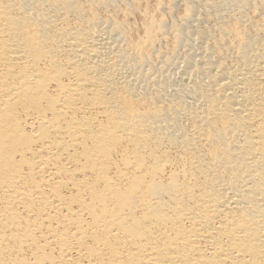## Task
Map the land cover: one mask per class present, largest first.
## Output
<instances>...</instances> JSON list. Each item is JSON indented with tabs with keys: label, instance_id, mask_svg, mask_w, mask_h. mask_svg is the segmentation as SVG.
<instances>
[{
	"label": "bare ground",
	"instance_id": "bare-ground-1",
	"mask_svg": "<svg viewBox=\"0 0 264 264\" xmlns=\"http://www.w3.org/2000/svg\"><path fill=\"white\" fill-rule=\"evenodd\" d=\"M116 2L0 0V264H264V19L176 84L146 68L166 22Z\"/></svg>",
	"mask_w": 264,
	"mask_h": 264
},
{
	"label": "rangeland",
	"instance_id": "rangeland-1",
	"mask_svg": "<svg viewBox=\"0 0 264 264\" xmlns=\"http://www.w3.org/2000/svg\"><path fill=\"white\" fill-rule=\"evenodd\" d=\"M140 1H141V4H140ZM140 1L138 3L139 6L136 5L135 6L136 8L134 7L132 9L133 11L130 10L131 15L130 14L124 15L123 11L126 8L128 9V5H126V3L121 2L119 0H117V2L115 4L119 5L118 9L121 7L123 11L121 10V8L118 10L117 6L115 4H112L111 6L110 5L105 6V7L102 6L101 8H99L98 12L100 11V13L98 15L101 16V17L100 16L99 17L101 20L103 19L102 20L103 22H106L108 20H113V19H116V20L118 19L121 21L124 20L125 22H127V23H125L126 24V30L129 31L130 34L132 33L131 35L134 36L135 38H138V36L142 37V35H144L143 26L146 22V18H145L144 14L146 11L149 12L150 15L154 16L153 18H155L156 20L157 19L158 20L163 19L166 22L167 26L169 28L170 27H172V28L171 29L167 28L168 30H166V33L161 34L162 36L159 35L158 38L156 39V42L152 47V49L155 51H153L151 49V54H150V55H152V56H150V61H151V59H152V61L151 62L149 61V63H150L149 66H146V68H148V67L152 68V66H153L152 69L148 68L149 71L152 70L153 72L152 71L148 72L149 77L148 76L147 77L150 78L151 73L153 76V74L157 70L158 73H160L159 75L162 76L164 79L166 77L167 80L169 79L171 82L176 83V84H181L182 78H185V77H186L185 81L187 84H191V82L194 81V78L191 75H189V76H188V74H186L187 76L183 75V74H185V72L182 73L184 62L187 59V57H189V54L191 55L192 59L194 58L193 62H195V63L202 62L203 59L205 58L204 56H206V51H207L206 49H208L207 46L209 47V45L211 46V45H215V44L217 45L218 44L219 53L222 50L220 55H221V57L222 56L224 57V58L222 57V61L224 63L226 61V65H228V66L232 65L233 66V65L237 64L240 61V52H239V50L236 51V48L238 49V47H239L238 45H240L239 43L241 42V40H243L245 38L246 35H247V37L256 35V33L258 32V30H256V28L258 29L260 22H262L264 19V11H262V10H264L263 8L257 9L256 7L251 5V6L245 7L247 9H245V8L243 9V7H242V11H241L240 10L241 6H239L235 0H230L229 2H228V0H150V1L149 0H140ZM232 1H234V2L232 3ZM118 2H120L121 4ZM223 3L224 4L226 3V4L224 5ZM229 3H231L232 5ZM228 4H229V6H227ZM237 5L240 8L237 7ZM106 7H107V9H106ZM108 7H110V8H108ZM102 9H104V10H102ZM135 9H136V11H135ZM186 9H193V11H192L193 14L189 13V10H186ZM107 11H109V12H107ZM186 12L189 13V15ZM122 15L124 17H122ZM128 15H129V17H128ZM186 15H187V18H189V19L186 18ZM173 22L176 23V25L184 26V28H183L184 33L182 36V40L179 43V46H176V40H175L176 38H175V36H174L175 34L173 32L174 31L173 26L175 24ZM253 24L255 27L256 26L257 27L255 28L253 26ZM104 25H105L104 28H106V24H104ZM231 25H233V26H231ZM226 28H228V29H226ZM230 28H231V31L229 32ZM233 29L237 30V31L234 32ZM232 30H233V32H232ZM238 30L240 31V33ZM227 31H228V33H231V35H229L227 33ZM248 31H250V32H248ZM254 31H255V33H254ZM242 32L243 33L245 32V33L243 34L244 36L242 35V37H241L240 35L242 34ZM223 33L224 34L226 33V34L224 35ZM213 34L215 37L213 36ZM251 34H253V35H251ZM220 39H223V40H220ZM213 41L214 42L217 41V42L214 44ZM233 41H234V43H233ZM118 42H117V44L123 45V42H121V38H118ZM177 47H178V49H176ZM173 48H175V49H173ZM227 53L229 54V56H227L228 58L225 56ZM236 55H238V56H236ZM196 59H197V61H196ZM235 62H237V63H235ZM148 69H146V70H148ZM161 69L163 70L162 73H161ZM129 73L131 75H133L132 77H134V78L136 77L135 71L129 72ZM152 76H151V80L153 79ZM190 77H192V78H190ZM148 78H145V81H142V80L139 81V82H142V83H140L141 85L140 84L139 85L143 88V85L145 87L149 84L144 89L147 90V93H149V90H150V93L152 94L156 90V87H155L153 82H151L150 80H147ZM144 82L146 83V85ZM173 88H177V87L174 86L171 89H173ZM182 119H183L182 122L184 121V119L187 120V122L186 121L183 122V123L186 122L187 124L186 123L185 124L187 126L189 124V120H188L189 118L186 116L184 118V116H183Z\"/></svg>",
	"mask_w": 264,
	"mask_h": 264
}]
</instances>
